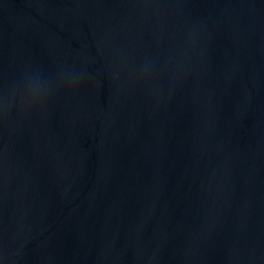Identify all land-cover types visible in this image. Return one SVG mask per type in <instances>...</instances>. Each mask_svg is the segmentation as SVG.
Returning <instances> with one entry per match:
<instances>
[{"label": "water", "instance_id": "95a60500", "mask_svg": "<svg viewBox=\"0 0 264 264\" xmlns=\"http://www.w3.org/2000/svg\"><path fill=\"white\" fill-rule=\"evenodd\" d=\"M0 264H264V0H0Z\"/></svg>", "mask_w": 264, "mask_h": 264}]
</instances>
